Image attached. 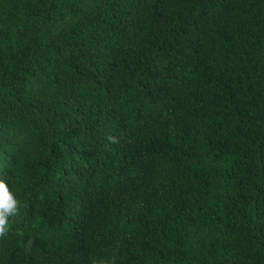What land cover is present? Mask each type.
<instances>
[{
    "label": "trees",
    "instance_id": "trees-1",
    "mask_svg": "<svg viewBox=\"0 0 264 264\" xmlns=\"http://www.w3.org/2000/svg\"><path fill=\"white\" fill-rule=\"evenodd\" d=\"M0 264H264V0H0Z\"/></svg>",
    "mask_w": 264,
    "mask_h": 264
},
{
    "label": "clouds",
    "instance_id": "clouds-1",
    "mask_svg": "<svg viewBox=\"0 0 264 264\" xmlns=\"http://www.w3.org/2000/svg\"><path fill=\"white\" fill-rule=\"evenodd\" d=\"M18 201L4 181H0V232L6 228L8 218L17 212Z\"/></svg>",
    "mask_w": 264,
    "mask_h": 264
}]
</instances>
